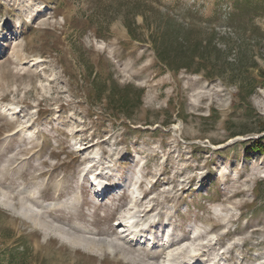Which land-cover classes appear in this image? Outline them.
<instances>
[{
    "label": "rangeland",
    "instance_id": "rangeland-1",
    "mask_svg": "<svg viewBox=\"0 0 264 264\" xmlns=\"http://www.w3.org/2000/svg\"><path fill=\"white\" fill-rule=\"evenodd\" d=\"M153 7L214 34L206 69L131 39ZM0 42V264H264V0H0Z\"/></svg>",
    "mask_w": 264,
    "mask_h": 264
},
{
    "label": "trees",
    "instance_id": "trees-1",
    "mask_svg": "<svg viewBox=\"0 0 264 264\" xmlns=\"http://www.w3.org/2000/svg\"><path fill=\"white\" fill-rule=\"evenodd\" d=\"M154 8V7H153ZM151 16L144 15L138 10L135 14L143 16V24H138L134 18L124 17L123 22L134 41H142L138 35L140 29L149 30V40L153 44L155 55L159 62L166 68L178 71L180 69L192 70L193 65L197 66L196 72L206 69L204 65L209 56L217 52L213 46L214 34L207 32L201 27L196 37H190L192 29L180 22L176 16L167 11L153 9ZM203 35L205 37H203ZM91 86H93L90 98H97L99 102L105 101L107 104L118 108L128 118L132 113L125 112V108L131 105V108H139L143 103V91L135 90L131 92V86H124L117 90L115 81L108 79L100 80V74L92 73L88 75ZM264 77V74L262 75ZM264 154V135L251 142L246 147V155L251 156L254 153Z\"/></svg>",
    "mask_w": 264,
    "mask_h": 264
},
{
    "label": "built area",
    "instance_id": "built-area-1",
    "mask_svg": "<svg viewBox=\"0 0 264 264\" xmlns=\"http://www.w3.org/2000/svg\"><path fill=\"white\" fill-rule=\"evenodd\" d=\"M211 29L214 30L216 33H220V32H229L230 34L233 33V29L231 27L213 26Z\"/></svg>",
    "mask_w": 264,
    "mask_h": 264
},
{
    "label": "bare ground",
    "instance_id": "bare-ground-1",
    "mask_svg": "<svg viewBox=\"0 0 264 264\" xmlns=\"http://www.w3.org/2000/svg\"><path fill=\"white\" fill-rule=\"evenodd\" d=\"M2 41V40H1ZM1 43V42H0ZM98 187V186H97ZM100 187V188H99ZM99 187H98V189H97V191L98 192H102V191H104V186L103 185H99ZM101 189V190H100ZM1 195V194H0ZM5 197V196H4ZM2 201V197L0 198V202ZM3 204H4V201H3ZM23 205V204H22ZM23 208V207H22ZM130 223H131V221H129Z\"/></svg>",
    "mask_w": 264,
    "mask_h": 264
}]
</instances>
